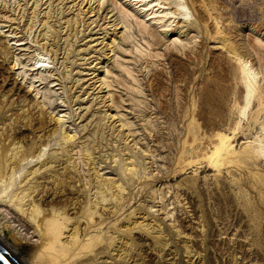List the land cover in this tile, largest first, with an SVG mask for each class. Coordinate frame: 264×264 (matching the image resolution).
Instances as JSON below:
<instances>
[{
  "label": "rangeland",
  "instance_id": "374dc122",
  "mask_svg": "<svg viewBox=\"0 0 264 264\" xmlns=\"http://www.w3.org/2000/svg\"><path fill=\"white\" fill-rule=\"evenodd\" d=\"M0 141V238L24 264H46L32 206L94 226L104 264H264V0H0Z\"/></svg>",
  "mask_w": 264,
  "mask_h": 264
},
{
  "label": "bare ground",
  "instance_id": "6f19581e",
  "mask_svg": "<svg viewBox=\"0 0 264 264\" xmlns=\"http://www.w3.org/2000/svg\"><path fill=\"white\" fill-rule=\"evenodd\" d=\"M140 1H143V0H137V2H140ZM163 4L164 3L160 2V1L156 2V3L154 2V5H163ZM139 5H141V4H139ZM142 5H144V6L148 5L149 6L152 4H149L148 1H146ZM157 8H159V6ZM155 13H156V15L159 14L156 16L157 18L167 17V19H168L171 17V20H172L173 16L175 15V12H173V11L158 10V9H156V7H155V10H154V8L151 9L150 12L147 13L146 15H153V14L155 15ZM153 17L154 16H152V18ZM163 20H165V19H163ZM171 20H168L167 23H169V22L171 23ZM160 23H162V22H160ZM167 25L169 26V24H164V23L162 24V26H164V27ZM143 31H144V29H143ZM248 64H249V62H248ZM248 64L246 61H241L240 59H237V73H238L237 77H238L240 84H242V86H243V89L245 92V100H246L247 104L249 103V99L252 96V94H254L257 91L256 90V84H258V83H256V81L258 80V79L256 80V77L258 75L256 76V74L253 72L254 70H252ZM37 66L39 69L42 68L43 66H45L44 60L37 62ZM259 97L261 98V94L259 95ZM67 139H68V137H67ZM252 146H254V145L251 143L247 144V147L252 149L253 155H258V156L264 157V144L259 143V146L253 147V148H252ZM237 154H238V152L233 150V145L227 137L217 136V143L214 146L213 151L208 156V158H210V162L212 164L218 165V164H222L223 162L230 163L231 161H233V159H236ZM1 168L2 167L0 165V171H1ZM51 172H54V171H51ZM14 207H15V205H14ZM16 207L20 208L19 210H21L22 213H25V211H23L24 208L22 209L20 204H16ZM73 207H76V206H73ZM69 209H70V207H69ZM48 211H50V209ZM48 211L46 210V213ZM51 211L49 212L50 214L47 213V215L48 216L50 215L51 217H46V215L44 216L43 214H41V215H43L42 217H41V215L39 216L40 212L36 206H32L31 209L28 211L29 221H30L29 225L31 226L30 231H32L31 235H32V237H36L35 242L38 243V246L41 248V251L43 252L42 255H44L43 257H45V259H46V260H44L45 262H43V263H46V264H104V263L108 262L107 261L108 257L105 255L107 247L102 246V247L95 248L94 247L95 244L93 243L92 237L89 236V232L95 231L94 226H91L88 223L82 222L83 224H81V227H80V230H81L80 234L81 235L80 234L78 235V233L76 232L75 225H73L75 228L70 227L69 225L65 224L64 219L62 218L61 214L57 213V211H55V210H54L55 212L54 211L51 212ZM41 212L44 213V211H41ZM62 214H63V212H62ZM44 217H46V218H44ZM94 221H96V220H94ZM73 224H75V223H73ZM70 225H72V224H70ZM127 229H129V228H127ZM0 231H1V226H0ZM78 232H79V230H78ZM0 244L3 245L21 264H24L16 256L17 253L15 254L14 252H12V250L8 247L7 244H5L2 241L1 238H0ZM115 249L116 248H114V250ZM117 252L119 253V251H117ZM118 253H117V255H118ZM118 256H120V254ZM116 258L118 259V257H116Z\"/></svg>",
  "mask_w": 264,
  "mask_h": 264
},
{
  "label": "water",
  "instance_id": "95a60500",
  "mask_svg": "<svg viewBox=\"0 0 264 264\" xmlns=\"http://www.w3.org/2000/svg\"><path fill=\"white\" fill-rule=\"evenodd\" d=\"M0 264H21L3 245L0 244Z\"/></svg>",
  "mask_w": 264,
  "mask_h": 264
}]
</instances>
